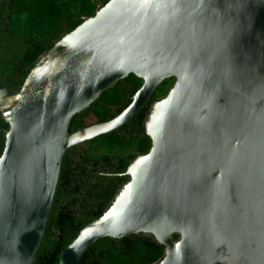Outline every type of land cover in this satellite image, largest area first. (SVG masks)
Masks as SVG:
<instances>
[{"label":"water","instance_id":"water-1","mask_svg":"<svg viewBox=\"0 0 264 264\" xmlns=\"http://www.w3.org/2000/svg\"><path fill=\"white\" fill-rule=\"evenodd\" d=\"M130 74L142 84L124 109L70 132ZM171 77L144 120L148 151L59 264L139 233L165 247L155 264H264V0H108L19 89L0 82V264H34L65 151L119 128Z\"/></svg>","mask_w":264,"mask_h":264},{"label":"trees","instance_id":"trees-1","mask_svg":"<svg viewBox=\"0 0 264 264\" xmlns=\"http://www.w3.org/2000/svg\"><path fill=\"white\" fill-rule=\"evenodd\" d=\"M108 0H2L0 5V82L19 89L37 58L84 17ZM174 78L163 80L126 123L68 148L61 161L51 209L34 264H59L60 253L90 221L110 205L128 180L130 162L148 151L144 120L151 103L164 96ZM142 80L133 74L118 80L70 123V132L111 119L131 101ZM92 118L91 123L86 120ZM8 124L0 113V155ZM177 234L173 235L176 239ZM165 247L151 236L129 234L92 243L79 264H155Z\"/></svg>","mask_w":264,"mask_h":264},{"label":"rangeland","instance_id":"rangeland-1","mask_svg":"<svg viewBox=\"0 0 264 264\" xmlns=\"http://www.w3.org/2000/svg\"><path fill=\"white\" fill-rule=\"evenodd\" d=\"M92 121H93L92 118L86 120L87 123H91Z\"/></svg>","mask_w":264,"mask_h":264}]
</instances>
